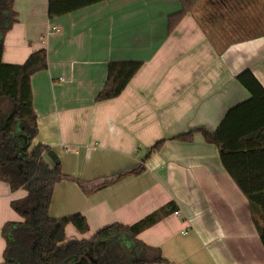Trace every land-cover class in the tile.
I'll return each mask as SVG.
<instances>
[{
	"label": "crops",
	"instance_id": "0c3cea01",
	"mask_svg": "<svg viewBox=\"0 0 264 264\" xmlns=\"http://www.w3.org/2000/svg\"><path fill=\"white\" fill-rule=\"evenodd\" d=\"M48 1L15 0L18 21L4 40L6 63L47 51L48 68L31 77L33 145H49L63 172L93 185L144 165L91 194L74 181L57 183L51 216L79 212L90 227L82 234L69 224L67 239L133 224L174 202L179 213L138 235L161 249L165 264H264L249 202L219 147L198 130L214 132L252 97L239 73L249 69L264 85V0H201L173 29L180 0H106L52 18ZM130 60L142 65L123 92L97 101L109 62ZM25 195L0 180V263L3 226L22 220L11 202Z\"/></svg>",
	"mask_w": 264,
	"mask_h": 264
},
{
	"label": "trees",
	"instance_id": "16d2710c",
	"mask_svg": "<svg viewBox=\"0 0 264 264\" xmlns=\"http://www.w3.org/2000/svg\"><path fill=\"white\" fill-rule=\"evenodd\" d=\"M106 0H49V17L62 16ZM201 0H180L182 9L169 18L173 29ZM15 0H0V180L12 191L24 189L26 195L11 202L21 221H8L1 234L6 241L0 264H165L169 261L159 247L138 238L145 229L176 211L169 202L130 225L111 223L89 239H67L66 227L89 232L82 213L53 217L50 206L57 183L74 181L85 194H91L126 175L137 174L143 164L110 180L92 184L63 172L59 157L43 143L33 145L38 133L33 106L31 77L48 68V55L42 48L19 64L3 61L4 40L18 21ZM141 61H111L105 85L96 100L118 97L140 69ZM238 81L252 97L233 107L219 127L211 132L198 128L209 143L219 147L223 165L246 196L253 223L264 246V85L247 69ZM194 130L179 138L190 139ZM158 142L151 151L158 149ZM48 156L51 158L48 160Z\"/></svg>",
	"mask_w": 264,
	"mask_h": 264
},
{
	"label": "rangeland",
	"instance_id": "374dc122",
	"mask_svg": "<svg viewBox=\"0 0 264 264\" xmlns=\"http://www.w3.org/2000/svg\"><path fill=\"white\" fill-rule=\"evenodd\" d=\"M65 193H66V190H63V189L58 191V195H59L58 200H59L60 206L63 204V197H64Z\"/></svg>",
	"mask_w": 264,
	"mask_h": 264
},
{
	"label": "built area",
	"instance_id": "2783aa9c",
	"mask_svg": "<svg viewBox=\"0 0 264 264\" xmlns=\"http://www.w3.org/2000/svg\"><path fill=\"white\" fill-rule=\"evenodd\" d=\"M175 213H179V211H178V210H176V211H175Z\"/></svg>",
	"mask_w": 264,
	"mask_h": 264
}]
</instances>
